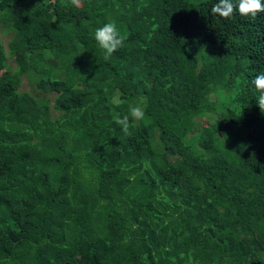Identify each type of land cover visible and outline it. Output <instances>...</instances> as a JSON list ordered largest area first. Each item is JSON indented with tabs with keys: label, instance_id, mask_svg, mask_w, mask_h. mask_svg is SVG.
I'll return each instance as SVG.
<instances>
[{
	"label": "trees",
	"instance_id": "trees-1",
	"mask_svg": "<svg viewBox=\"0 0 264 264\" xmlns=\"http://www.w3.org/2000/svg\"><path fill=\"white\" fill-rule=\"evenodd\" d=\"M217 2L0 0V264H264V12Z\"/></svg>",
	"mask_w": 264,
	"mask_h": 264
},
{
	"label": "clouds",
	"instance_id": "clouds-1",
	"mask_svg": "<svg viewBox=\"0 0 264 264\" xmlns=\"http://www.w3.org/2000/svg\"><path fill=\"white\" fill-rule=\"evenodd\" d=\"M70 3L76 6L80 3V0H70ZM237 12L241 16H247L254 20L259 13L264 12V3H262V0H218L211 8L212 14H216L223 19H231ZM94 38L103 50L104 59L108 60L117 50L124 46L127 35H122L116 23L110 21L95 30ZM252 84L260 93L257 105L261 110L264 108V72L255 76ZM131 115L137 120L144 118L143 110L138 107L131 109ZM115 123L122 126V130L125 132L130 127L128 116L118 118Z\"/></svg>",
	"mask_w": 264,
	"mask_h": 264
},
{
	"label": "rangeland",
	"instance_id": "rangeland-1",
	"mask_svg": "<svg viewBox=\"0 0 264 264\" xmlns=\"http://www.w3.org/2000/svg\"><path fill=\"white\" fill-rule=\"evenodd\" d=\"M8 37H9V35H7L1 31V26H0V42L4 48H6V42L8 41ZM7 63L9 64L10 67H13L10 60L7 61ZM26 87H28L27 83L25 81H22L21 90H26L27 89Z\"/></svg>",
	"mask_w": 264,
	"mask_h": 264
}]
</instances>
